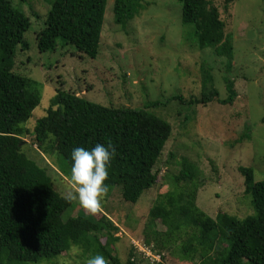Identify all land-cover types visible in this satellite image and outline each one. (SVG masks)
<instances>
[{
	"label": "trees",
	"instance_id": "1",
	"mask_svg": "<svg viewBox=\"0 0 264 264\" xmlns=\"http://www.w3.org/2000/svg\"><path fill=\"white\" fill-rule=\"evenodd\" d=\"M140 0H114L115 24L124 26L136 15ZM181 2V23L193 28L198 50L211 49L224 57L231 68L233 48L225 33V23L209 0ZM44 28L36 35L39 52L54 51L57 41L73 47L90 59L97 56L106 0H51ZM30 27L24 12L11 0H0V264H38L51 261L72 248L87 259L102 254L107 264H138L135 255L154 264H165L163 252L179 237L178 258L188 264H264V178L255 182L250 167H238L243 176L244 194L250 198L253 213L237 221L220 213L214 218L196 205L199 184L190 190L179 182H191L194 169L181 163L176 188L158 195L148 212L143 230V247L160 262L130 252L123 263L109 246L117 241L119 228L106 215L98 219L79 210L63 219L75 203L53 188L47 169L30 160L21 149L27 134L23 124L38 106L40 96L29 89V81L13 72L17 48L28 49L23 35ZM200 97L174 100L190 107L214 100L232 104L233 83L223 79L227 98L218 99L212 76L203 71ZM172 129L163 120L142 110L105 108L73 93L57 91L45 116L32 131L34 144L43 155L55 154L70 171L74 147L91 149L97 143L111 142L115 154L106 183L118 188L121 200L135 204L157 181L155 170ZM188 186V183H187ZM157 225L162 226L159 230ZM101 238L105 239L101 243Z\"/></svg>",
	"mask_w": 264,
	"mask_h": 264
},
{
	"label": "rangeland",
	"instance_id": "2",
	"mask_svg": "<svg viewBox=\"0 0 264 264\" xmlns=\"http://www.w3.org/2000/svg\"><path fill=\"white\" fill-rule=\"evenodd\" d=\"M11 2L30 20L23 35L28 49L17 48L13 72L26 78L29 89L40 96L38 106L23 124L27 134L21 138V149L47 169L54 190L61 196L74 191L70 171L55 154L43 155L31 135L57 91L73 93L105 108L142 110L172 129L155 166V185L135 204L123 202L118 188H109L101 210L92 215L97 219L106 215L119 228L114 233L117 241L109 249L121 262L130 252L138 253L136 246L142 247L149 209L158 195L176 188L172 179L179 174L182 162L193 166L194 179L178 186L184 189L186 184L190 190L191 184H199L196 205L205 214L214 218L222 213L239 221L253 213L238 167L252 168L255 182L264 178V0H209L231 37V68L226 58L216 57L211 49H197L192 26L181 23L178 0H140L135 17L124 26L114 22V0H106L94 59L80 55L61 40L54 51L39 52L36 35L44 28L51 0ZM203 71L212 76L219 100L228 94L223 79H230L236 94L232 104L214 100L187 107L174 100L176 96L200 97ZM74 203L63 219L76 216L79 210L87 213ZM182 239L163 252L165 264H185L177 255ZM134 257L138 264H154ZM85 260L72 248L38 264H85Z\"/></svg>",
	"mask_w": 264,
	"mask_h": 264
},
{
	"label": "clouds",
	"instance_id": "3",
	"mask_svg": "<svg viewBox=\"0 0 264 264\" xmlns=\"http://www.w3.org/2000/svg\"><path fill=\"white\" fill-rule=\"evenodd\" d=\"M115 148L111 142L97 143L91 149L74 147L71 151L70 182L74 191H67L64 198L75 200L90 215L102 208L109 192L106 183ZM85 264H107L102 254L91 255Z\"/></svg>",
	"mask_w": 264,
	"mask_h": 264
},
{
	"label": "built area",
	"instance_id": "4",
	"mask_svg": "<svg viewBox=\"0 0 264 264\" xmlns=\"http://www.w3.org/2000/svg\"><path fill=\"white\" fill-rule=\"evenodd\" d=\"M138 248V252H142L144 254L145 257L147 258H151L152 261L154 262H160V256L159 255H152L149 250H147L146 248H144L143 246L142 247H139V246H136Z\"/></svg>",
	"mask_w": 264,
	"mask_h": 264
},
{
	"label": "water",
	"instance_id": "5",
	"mask_svg": "<svg viewBox=\"0 0 264 264\" xmlns=\"http://www.w3.org/2000/svg\"><path fill=\"white\" fill-rule=\"evenodd\" d=\"M22 144V143H21Z\"/></svg>",
	"mask_w": 264,
	"mask_h": 264
}]
</instances>
